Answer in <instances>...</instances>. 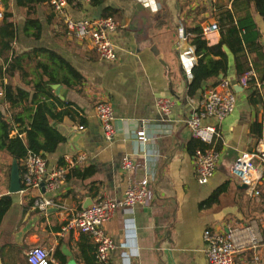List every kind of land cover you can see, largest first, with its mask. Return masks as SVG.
Returning <instances> with one entry per match:
<instances>
[{"label": "crops", "instance_id": "obj_1", "mask_svg": "<svg viewBox=\"0 0 264 264\" xmlns=\"http://www.w3.org/2000/svg\"><path fill=\"white\" fill-rule=\"evenodd\" d=\"M233 1L90 0L66 5L62 15L46 3L36 6L31 14L41 25L40 38L36 40L24 35L26 9L15 0H0V23L9 14L16 27L15 53L32 48L53 50L83 77L74 88L60 85L54 90L59 102L56 112L65 115L60 120L51 119L50 125L64 141L53 153H41L47 168L39 187L9 194L13 160L0 152V198L10 195L12 201L0 222V264H28L26 252L36 246L47 250L50 264H96L95 244L90 236L78 231L63 232L62 227L69 217L102 198L123 197L129 180L120 168L125 156L137 164L132 178L147 179L151 198L147 207H136L130 215L118 209L103 224V231L115 243L109 256L111 264H208L202 238L206 229L232 234L240 243L255 239V245L237 253L233 264H264V182L258 185L257 196H249L246 187L229 173L230 165L241 153L264 146L262 20L246 7L259 30V44L247 55L252 71L247 88L239 86L241 75L236 74L234 57L226 47V75L206 82V88L194 97L187 94L191 71L188 75L181 64L183 53V58H196L191 45L193 29L214 22L219 27L217 14L221 9H231ZM236 1L237 17L244 16L245 5L242 0ZM66 17L73 21L112 18L118 25L110 34L117 59H100L88 40L69 34L64 24ZM179 29L184 32V41L178 40ZM218 41L219 31L205 42L215 45ZM10 55L9 52L6 58ZM0 66L4 67L1 60ZM22 75V70L15 69L5 83L31 96L33 85L22 83ZM222 79L229 82L236 108L221 123L202 121L203 125L217 128L218 138L205 145L216 150L218 162L212 177L199 184L193 160L196 149L189 147L192 137L185 121L199 107L204 92ZM158 98L173 101L170 116L155 109ZM99 103L113 107L115 135L111 139L105 137L95 115ZM6 108L0 98V112ZM141 129L147 139L143 148L134 140V131ZM79 155H84L85 161L69 166L66 158L75 160ZM61 168H66L65 178L57 188L47 189L48 176ZM224 185L216 202L203 206ZM40 198L51 200L54 207L46 211L34 209V202Z\"/></svg>", "mask_w": 264, "mask_h": 264}, {"label": "built area", "instance_id": "obj_2", "mask_svg": "<svg viewBox=\"0 0 264 264\" xmlns=\"http://www.w3.org/2000/svg\"><path fill=\"white\" fill-rule=\"evenodd\" d=\"M90 0H49L52 10L59 15L68 4L76 2H89ZM1 16V15H0ZM64 24L69 34L78 40H88L93 52L106 61L113 62L117 59L115 47L110 39V34L116 31L117 23L112 18H100L92 21H73L64 18ZM219 31L217 23H210L201 29L200 39L207 41L210 36ZM185 35L182 29L178 30V40L184 41ZM181 64L188 73L191 71L196 58L184 57L181 54ZM252 76V71L243 73L238 79L239 86L247 88L248 80ZM229 82L222 79L215 87L204 92L203 99L188 119L185 121L190 131L192 139L204 144L211 145L218 138L217 128L214 125H203L205 119H213L217 123L223 122L230 116L236 108V97L229 90ZM155 109L163 116L171 114L173 101L158 98L154 101ZM95 115L100 122L104 135L107 139L115 135L112 123L115 119L113 107L109 103H99L95 107ZM134 123H137L134 121ZM82 129V127H80ZM13 134V133H12ZM134 140L141 148L146 143V136L143 129L134 131ZM196 179L199 184H204L214 174L218 162V153L213 148L204 150L196 149L193 153ZM84 155H79L75 160L66 158L69 166L82 164L85 161ZM24 169V187L21 193L27 188H37L44 181L46 176V160L41 153L28 151L26 157L21 162ZM137 167L131 157L125 156L120 163L121 171L129 176L128 185L120 200L102 198L87 208L75 213L68 218L62 227L63 232L78 231L90 236L95 244V263L111 264L109 256L115 249L114 241L103 231V224L114 217L118 209H122L127 214H132L136 207H147L150 203L151 191L146 178L135 181L132 178ZM231 177L243 184L249 196L259 194L258 185L264 182V146L262 144L251 153H241L229 167ZM66 168L57 169L47 178L46 187L49 190L57 188L65 178ZM26 187V188H25ZM54 207V203L45 198L37 199L33 208L39 211H46ZM204 252L208 264H233L237 253L248 247L255 245L258 241L251 239L247 243H240L232 234L211 231L206 229L202 235ZM122 253V258L123 257ZM28 264H50L52 260L46 249L41 247H31L26 252Z\"/></svg>", "mask_w": 264, "mask_h": 264}, {"label": "trees", "instance_id": "obj_3", "mask_svg": "<svg viewBox=\"0 0 264 264\" xmlns=\"http://www.w3.org/2000/svg\"><path fill=\"white\" fill-rule=\"evenodd\" d=\"M16 4L26 9L24 35L38 40L41 34L39 21L31 14L38 5L49 3V0H15ZM245 15L237 17V1L231 9H221L216 16L219 23V41L208 45L200 39L201 28L193 29L191 45L196 57L191 69V79L187 94L194 97L206 88V82L225 76L228 70V56L224 47L234 57L236 74L242 75L250 70L247 64L248 53L259 44V30L250 10L259 15L264 24V0H242ZM248 7L250 10H247ZM12 16L5 14L0 23V98L7 108L0 112V152L6 153L18 164L20 184L24 187L23 168L21 162L28 151L50 154L64 141V137L50 125L51 119L60 120L63 112H56L59 104L52 85L74 88L82 80V75L55 51L46 48H32L22 53H15L13 44L16 40V27ZM235 22V24H234ZM29 30H34L33 32ZM10 57H7L8 53ZM15 69L23 71L22 83L33 85L34 92L30 96L20 87L5 83L11 79ZM217 83L211 86L215 87ZM52 100V101H51ZM14 132V134H12ZM191 150L208 148L204 143L192 139ZM226 185L218 188L203 206L214 204ZM12 204L10 195L0 198V222Z\"/></svg>", "mask_w": 264, "mask_h": 264}, {"label": "water", "instance_id": "obj_4", "mask_svg": "<svg viewBox=\"0 0 264 264\" xmlns=\"http://www.w3.org/2000/svg\"><path fill=\"white\" fill-rule=\"evenodd\" d=\"M52 89L56 90L60 85H52ZM21 191L20 176L18 165L15 160L12 162L11 172H10V181H9V194L19 193Z\"/></svg>", "mask_w": 264, "mask_h": 264}, {"label": "rangeland", "instance_id": "obj_5", "mask_svg": "<svg viewBox=\"0 0 264 264\" xmlns=\"http://www.w3.org/2000/svg\"><path fill=\"white\" fill-rule=\"evenodd\" d=\"M0 163L2 164L1 158H0Z\"/></svg>", "mask_w": 264, "mask_h": 264}]
</instances>
